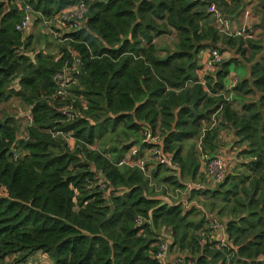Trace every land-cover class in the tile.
<instances>
[{"label": "trees", "instance_id": "trees-1", "mask_svg": "<svg viewBox=\"0 0 264 264\" xmlns=\"http://www.w3.org/2000/svg\"><path fill=\"white\" fill-rule=\"evenodd\" d=\"M19 1L0 0V103L18 98L30 108L32 122L19 136L13 117L0 120V263L40 252L52 264H159L155 231L165 226L170 248L197 253L196 264H264V45L218 33L206 8L226 0H26L44 16L86 4L83 24L64 32L69 41L56 59L27 50L28 38L15 29ZM166 34L176 37L177 47L160 56L154 39ZM224 40L238 43L241 54L247 41L252 51L250 59L245 55L248 77L230 89L225 79L231 61L208 73L204 84L197 76L201 51ZM68 48L82 61L72 121L61 111L67 102L51 98V76ZM255 93V100H242ZM229 95L240 109L232 107ZM145 124L160 130L164 149L192 180L200 164L193 146L183 156L185 141L199 137L201 152L211 156L219 130L228 127L245 143L240 155L249 157L243 163L247 173L227 172L219 183L227 185L223 191H202L230 217L229 257L199 243L203 221L188 218L191 206L147 196L143 172L117 165L139 142ZM68 133L80 140L73 149L63 138ZM106 133L112 135L110 146L88 147L101 140L105 145ZM119 138L123 142L116 143ZM91 166L102 173L105 190L86 189ZM137 215H150L152 224L136 226Z\"/></svg>", "mask_w": 264, "mask_h": 264}, {"label": "built area", "instance_id": "built-area-1", "mask_svg": "<svg viewBox=\"0 0 264 264\" xmlns=\"http://www.w3.org/2000/svg\"><path fill=\"white\" fill-rule=\"evenodd\" d=\"M20 20L15 24V29L22 34L28 31L32 24L33 9L31 4L26 0L19 1ZM68 9H60L50 16L42 15L43 25L49 28L59 27H80L77 23L84 19L86 4L79 2L74 5L67 7ZM207 11L213 18L214 26L218 33H226L228 31V22L223 12L218 6L212 2L209 4ZM248 10H245V14ZM243 29V28H242ZM236 34H241V31H236ZM23 49L21 46L18 51ZM61 58V55L59 56ZM223 62V54L217 47H208L201 51L199 58V69L197 70V76L200 83L204 84V78L208 73L215 72ZM82 61L79 56L73 52L72 49H67V54L62 58L61 65L52 74L51 80L54 84V91L51 98L59 100L61 102H67L62 106L61 111L65 115V121H72L75 118V109L72 102L68 100V94L73 87L78 86L79 79L78 74L81 68ZM231 85H235L238 82V78L230 76ZM26 125H31L32 115L30 111L24 113ZM57 131L54 134H59ZM142 137L138 144L132 145V147L124 154V156L118 161L117 165L127 166L130 168H136L143 172V175L150 176L152 171L156 170L158 166H164L172 170L175 175H180V165L174 160L171 152L164 149L163 136L158 130H152L148 125L142 127ZM142 145H146L142 148ZM144 151H147L152 162L148 163L143 157ZM128 153V154H127ZM19 154L14 151L13 159H17ZM204 169L205 180L212 185L219 184L224 180L228 172L227 162L220 156H208L204 154ZM93 171V177L87 179L86 189H99L105 190L107 188V182L103 178L102 173L91 166ZM188 193L192 192L193 189H199L194 182L183 183ZM193 202L186 201L184 206L189 207ZM202 215L203 225L197 230L196 236L199 243L204 246L209 244L210 247L216 248L223 252H226V256L229 257L228 253L230 248V242L227 239L225 231V223L222 222L213 212L205 210L203 207L197 206ZM134 224L140 226L143 224H152V217L149 215L144 217L137 215L134 218ZM155 241V253L154 257L159 264H196L195 259L192 256H188L182 250H174L170 248L168 241L161 236L156 237ZM37 254L44 259L42 263L37 260ZM15 264H52L51 260L44 254L37 252L29 255L23 260L16 262ZM206 264H214L208 262ZM225 264H230L227 262Z\"/></svg>", "mask_w": 264, "mask_h": 264}, {"label": "rangeland", "instance_id": "rangeland-1", "mask_svg": "<svg viewBox=\"0 0 264 264\" xmlns=\"http://www.w3.org/2000/svg\"><path fill=\"white\" fill-rule=\"evenodd\" d=\"M231 1V0H230ZM239 4L242 5V9L238 13H234V17L230 18L226 13H224L225 18L228 22V31L226 33H219L222 35H226L228 37H242V35H245L246 37H250L252 41L259 42V44L264 45V22H263V11L261 9V3L260 0H236ZM18 7H19V2ZM32 6L33 9V19L31 27L28 31L23 33L25 37L28 38V47L27 50L34 49L36 51H42L51 55L57 54L61 49V47L65 48L67 46L68 39L63 40L64 32L72 31L73 27H62L60 30H55V28H49L46 25H43L42 23V15L40 12L35 10V8ZM208 8V7H207ZM206 8V10H207ZM219 9L222 7H218ZM248 10V13L245 14V10ZM221 10V9H220ZM223 11H226V9H223ZM221 10V11H222ZM222 11V12H223ZM212 17V16H211ZM83 19L80 20L77 25L81 26L83 24ZM243 28V29H242ZM236 31H241V34H236ZM27 40V39H26ZM246 40V39H245ZM226 40L220 41L219 43L215 44V47H217L220 52L223 54V61L224 63L229 62L226 67H228L230 76L237 77L240 81L244 79V77L247 74L246 69L248 70L249 62V56L252 54V51L249 49L247 45V41L244 42L243 49H245V53L241 54L237 50V45L232 46L230 44L225 43ZM176 42L177 39L174 35L166 34L161 35L154 39V44L157 49V54L160 56H164L168 51L176 49ZM32 53V52H31ZM258 51L253 53V57H256ZM256 54V55H255ZM245 55H247V58ZM252 57V58H253ZM229 58V59H228ZM225 59H228V61ZM226 83L229 82V76L225 79ZM13 85H15L13 83ZM74 88H72L68 94V100L72 103L73 97L75 95ZM257 93L255 94H249L246 95V98H243L242 100L248 101V100H255L257 98ZM228 101H232V107L235 109H240V101L234 100L229 95L226 98ZM239 101V102H238ZM75 109L78 110V108L74 105ZM27 106L23 105V102L19 100L16 97H11L5 102L0 103V120H3L7 117H13L15 123L18 126V135L22 136L25 132V126L26 122H24V116L21 117V114L26 111ZM213 118V117H212ZM93 121L90 120V123ZM213 120L211 121L210 126L213 124ZM207 126V125H205ZM160 132V130L158 129ZM220 133V132H219ZM224 136H226V132L223 131ZM112 135L109 133H106L103 137V140H105V145H103V141H95L94 144L88 145L89 148L95 149V150H101V148L108 147L111 142ZM63 138L65 139L67 146L70 149H73L77 143L80 142V140H77L75 137L71 136L70 133L63 134ZM141 140V136L139 138V141ZM123 140L119 138V140H116V143H121ZM139 143V142H138ZM137 143V144H138ZM236 146H239L240 149H242L245 146V143H239L235 142ZM192 146L195 149L197 153L198 162L200 164L199 172H197L195 178L192 180L188 178L186 175H175V173L164 167L159 166L157 170L152 171L149 177L146 175L145 178H147V188H146V195L151 198H157L161 200L162 202H165L167 204H178L180 203L182 206H184V203L186 201H191L193 204H191L188 210H190V213L188 215V218L190 220H193L195 222L202 220L201 213L198 211L197 206L203 207L207 211L213 212L222 222L226 223L228 219L230 218L227 213L225 212H219V207L215 206L211 203L210 200H214L212 197H207L202 194V191L207 189H215V190H224L227 185L222 186L219 184L212 185L209 182L205 180V175L203 173V163H204V153L201 152L200 149V138L196 137L191 140H187L184 142V148H183V154L185 155L190 150H192ZM128 154V153H127ZM212 156H220L218 153L213 154ZM143 157L147 160L148 163H151L152 160L149 157V154L147 151H144ZM236 160L232 161L231 167L229 168L228 160H225L228 164V172L234 173V175H239L244 172H246V167L243 164L245 161H248L249 157H246L244 155H240V151L236 153ZM156 172V173H155ZM247 173V172H246ZM174 176V177H172ZM171 177V179L164 180V178ZM175 179V182H172V180ZM188 182H194L197 188L199 189H193L192 191L194 193H188L183 186V183ZM221 183V182H220ZM182 184V185H179ZM232 197H230V200ZM217 202V201H216ZM188 205L185 206L187 208ZM184 208V209H185ZM194 208V210H192ZM186 210V209H185ZM203 225V223H202ZM155 237L161 236L162 238H166L168 241H172L171 232L170 229L161 226L159 229L157 228L155 231ZM175 250V248H173ZM184 253H187L185 249H183ZM191 256L194 258L197 256V253H190ZM9 259L7 261L4 260V262L0 264H15L13 256H9Z\"/></svg>", "mask_w": 264, "mask_h": 264}, {"label": "crops", "instance_id": "crops-1", "mask_svg": "<svg viewBox=\"0 0 264 264\" xmlns=\"http://www.w3.org/2000/svg\"><path fill=\"white\" fill-rule=\"evenodd\" d=\"M217 5V4H216ZM218 6V5H217ZM69 7V6H67ZM67 7H65L66 9H68ZM218 7H222L223 9H226V11H223L222 8H220L222 11H223V14L226 13L230 18L234 17V13H238L241 9H242V5L239 4L237 1H230V0H226V4L225 5H222V6H218ZM64 9V8H63ZM225 15V14H224ZM62 27H55V30H60ZM67 38H63V40H65ZM24 50V49H23ZM26 52V51H25ZM28 52V53H27ZM26 53L31 55L32 53L30 51H27ZM60 55H59V52L57 54L54 55V58H58ZM201 56V53L199 54V58ZM229 59V58H228ZM228 59H225L228 60ZM199 61V60H198ZM249 66V64H247ZM247 71V74L244 78H247L248 77V70L246 69ZM229 76V82L226 83L225 85V88L226 89H230V87L232 86L231 85V81H230V74H228ZM239 80V79H238ZM15 87H17L16 83H14ZM24 106H27L26 104L23 103ZM28 107V106H27ZM29 107L26 108V111H24L22 114H21V117L24 116V113H27V111H29ZM24 118V122H25V117ZM223 131L226 132V136H224ZM220 133H218V137H217V146H216V149H215V153H218L220 154L221 156H223V159L225 160H228V164H229V168L231 167V164H232V161H235L236 160V153L242 149H240L239 146H236L235 142H238V138L234 135L233 131L228 128V127H224L222 129L219 130ZM183 154V153H182ZM187 154V153H186ZM185 154V155H186ZM184 156V154H183ZM37 260L40 261V263H42V258L40 256V254H37ZM9 258H7L5 261H7Z\"/></svg>", "mask_w": 264, "mask_h": 264}]
</instances>
